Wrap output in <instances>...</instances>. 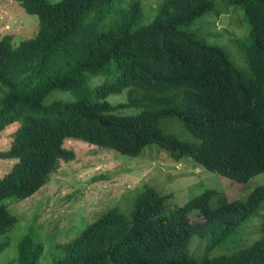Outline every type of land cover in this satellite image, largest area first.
<instances>
[{
	"label": "trees",
	"instance_id": "16d2710c",
	"mask_svg": "<svg viewBox=\"0 0 264 264\" xmlns=\"http://www.w3.org/2000/svg\"><path fill=\"white\" fill-rule=\"evenodd\" d=\"M12 1L37 17L38 30L17 46L0 38V132L17 124L0 151V160L14 161L0 177V235L17 222L1 200L30 198L50 183L75 160L67 141L131 157L156 145L239 184L264 173V0H161L149 19L142 0ZM223 3L243 10L251 75L185 30L206 13L218 18ZM98 76L111 78L92 86ZM55 91L79 93L45 104ZM120 94L125 102L107 101ZM172 125L199 142L181 141ZM138 191L129 212L109 208L57 245L62 256L53 264H264V220L252 245L211 256L261 208L262 188L244 201L207 190L169 212L167 195L147 185ZM193 237L201 242L194 253ZM43 253L29 232L8 264H37Z\"/></svg>",
	"mask_w": 264,
	"mask_h": 264
},
{
	"label": "rangeland",
	"instance_id": "374dc122",
	"mask_svg": "<svg viewBox=\"0 0 264 264\" xmlns=\"http://www.w3.org/2000/svg\"><path fill=\"white\" fill-rule=\"evenodd\" d=\"M160 1L142 0L145 19L153 15L150 10L156 8ZM220 12L221 16L218 18L214 12L206 13L185 30L210 45L223 48L237 70L251 75L245 60L244 47L249 43V27L243 20V10L231 9L223 3ZM37 30L38 19L35 15L26 13L17 2L0 0V38L10 35L12 43L17 46L20 42L33 38ZM110 78L98 76L90 82L92 86H101ZM77 93L79 91H55L45 99V104L73 101L78 96ZM125 99V94H120L109 96L107 101L115 105L125 102ZM126 113L132 114L131 111ZM16 126L17 124L0 132V151L8 149L7 134ZM168 130L181 141L199 142L178 125H172ZM65 145L75 152V160L63 164L50 183L30 198L21 200L6 197L1 200V204L7 206L17 222L6 234L0 235V243H8L5 250L0 252V264H8L15 258L18 242L29 232L44 246V253L37 264H53L62 256L57 245L76 238L101 212L109 208L129 212L138 190L145 185L168 196L165 202L168 212L207 190L219 191L229 200L244 201L253 189L260 186L264 188V173L239 184L209 172L189 159L175 160L167 150L156 145L146 147L137 157L95 148L76 140L67 141ZM13 162L0 160V177L11 169ZM197 218L196 213L192 220ZM263 220L264 201L261 208L241 227L235 241L217 247L211 256L232 252L241 244L244 247L252 245L259 239ZM198 244H201L199 239L193 237L190 242L192 253L199 249Z\"/></svg>",
	"mask_w": 264,
	"mask_h": 264
},
{
	"label": "clouds",
	"instance_id": "9594fccd",
	"mask_svg": "<svg viewBox=\"0 0 264 264\" xmlns=\"http://www.w3.org/2000/svg\"><path fill=\"white\" fill-rule=\"evenodd\" d=\"M220 16H221V15H220ZM259 174H261V173H259ZM257 175H258V174H257ZM257 175H256V176H257ZM257 188H262V189L264 190V188L261 187V186H260V187H257ZM257 188H255V189H257ZM255 189H253V190H255ZM263 201H264V199H263ZM263 201H262V203H263ZM262 203H261V204H262Z\"/></svg>",
	"mask_w": 264,
	"mask_h": 264
}]
</instances>
